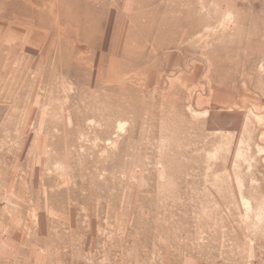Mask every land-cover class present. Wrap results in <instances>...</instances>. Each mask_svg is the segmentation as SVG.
Segmentation results:
<instances>
[{
	"label": "rangeland",
	"instance_id": "rangeland-1",
	"mask_svg": "<svg viewBox=\"0 0 264 264\" xmlns=\"http://www.w3.org/2000/svg\"><path fill=\"white\" fill-rule=\"evenodd\" d=\"M0 264H264V0H0Z\"/></svg>",
	"mask_w": 264,
	"mask_h": 264
}]
</instances>
